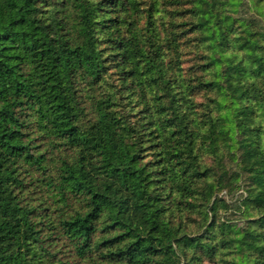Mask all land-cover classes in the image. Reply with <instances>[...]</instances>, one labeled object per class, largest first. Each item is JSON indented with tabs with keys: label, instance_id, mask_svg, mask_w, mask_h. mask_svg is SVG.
Listing matches in <instances>:
<instances>
[{
	"label": "trees",
	"instance_id": "16d2710c",
	"mask_svg": "<svg viewBox=\"0 0 264 264\" xmlns=\"http://www.w3.org/2000/svg\"><path fill=\"white\" fill-rule=\"evenodd\" d=\"M241 6L0 0V264H264V28ZM245 179L239 227L218 194Z\"/></svg>",
	"mask_w": 264,
	"mask_h": 264
},
{
	"label": "rangeland",
	"instance_id": "374dc122",
	"mask_svg": "<svg viewBox=\"0 0 264 264\" xmlns=\"http://www.w3.org/2000/svg\"><path fill=\"white\" fill-rule=\"evenodd\" d=\"M248 0H242V6L237 8V11L233 14L234 17L241 19H248V18H254V20H257L258 23L264 28V20L261 17L256 16V13L254 12L253 8H251V5ZM247 2V3H246ZM246 3V4H244ZM185 6V5H184ZM187 7V6H186ZM256 22V21H255ZM212 161V166L216 168L219 166V168L222 166L226 170L235 168L236 161L232 159V157L228 156L227 153L221 152L220 155L215 159H210ZM241 178H245L241 174ZM247 180L245 179L243 183L240 185V188L234 189V192L227 193L226 190L223 189L221 193L218 194V197L224 198V200L227 202V210H221L220 218L222 220H227L230 223H235V225L242 227V224L244 223L245 219L248 218H255L257 216V213L253 210H251L249 207L247 209L242 207V210L239 211V208L236 207L237 202H240L241 196L245 195L246 188L244 186H247ZM191 202L193 203L194 200L191 199ZM245 209V211H244ZM203 211V210H202ZM169 215H172V217L177 220L179 217L181 218V221L183 222V232L189 234V235H200L202 234L204 228L203 224L201 223V214L198 209H195L192 211V213H189L187 210L182 211L181 213L178 212L177 208H174L171 212L167 213Z\"/></svg>",
	"mask_w": 264,
	"mask_h": 264
}]
</instances>
